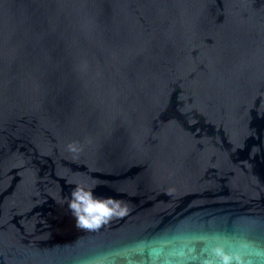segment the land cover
<instances>
[{
    "label": "water",
    "instance_id": "water-1",
    "mask_svg": "<svg viewBox=\"0 0 264 264\" xmlns=\"http://www.w3.org/2000/svg\"><path fill=\"white\" fill-rule=\"evenodd\" d=\"M93 184L127 213L87 229ZM218 237L264 247V0H0V264Z\"/></svg>",
    "mask_w": 264,
    "mask_h": 264
},
{
    "label": "clouds",
    "instance_id": "clouds-1",
    "mask_svg": "<svg viewBox=\"0 0 264 264\" xmlns=\"http://www.w3.org/2000/svg\"><path fill=\"white\" fill-rule=\"evenodd\" d=\"M81 149L76 144H69L68 151L78 153ZM95 184L87 189L77 185L70 193L68 208L75 217L78 226L93 229L98 228L114 216H124L126 207L111 197H97L93 194ZM251 241H241L238 246H230L217 238L208 249L204 264H264V247L256 246L255 256L247 254L249 247H254ZM166 243L153 246L151 249V264H195L197 255L194 248L182 247L174 252H168ZM143 251V249H141Z\"/></svg>",
    "mask_w": 264,
    "mask_h": 264
}]
</instances>
